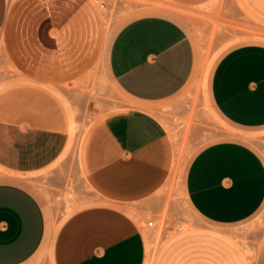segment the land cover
<instances>
[{"label": "crops", "instance_id": "0c3cea01", "mask_svg": "<svg viewBox=\"0 0 264 264\" xmlns=\"http://www.w3.org/2000/svg\"><path fill=\"white\" fill-rule=\"evenodd\" d=\"M231 2L264 31V0ZM106 19L99 0H0L5 58L23 77L63 85L104 59L135 103L91 131L86 183L92 199L59 228L32 189L0 182V264H25L45 248H51L53 264L146 263V216L158 208V192L177 161L173 114L189 115L174 99L196 73L197 52L186 26L169 15L133 17L114 35L108 34ZM209 91L217 112L232 125L264 127V41L227 50ZM165 105L170 113H160ZM17 121L0 118L5 167L35 172L59 159L69 140L65 130ZM185 189L192 208L210 225L183 228L161 245L151 264H252L227 227L264 211L263 153L238 138L211 141L192 157Z\"/></svg>", "mask_w": 264, "mask_h": 264}, {"label": "rangeland", "instance_id": "374dc122", "mask_svg": "<svg viewBox=\"0 0 264 264\" xmlns=\"http://www.w3.org/2000/svg\"><path fill=\"white\" fill-rule=\"evenodd\" d=\"M99 1L106 12L109 35L133 17L162 13L186 26L197 52L196 73L174 99L179 109L189 108L188 117L173 114L176 126L172 135L181 160L177 157L180 162L176 161L170 180L158 192V208L146 216L147 221H154L144 229L147 250L154 257L161 245L183 228L210 225L192 208L185 189L187 167L202 146L221 138H238L264 155V127L245 129L232 125L217 112L209 91L213 70L222 55L238 44L264 41V31L244 19L231 0ZM134 104L116 84L104 59L70 83L41 85L23 77L7 62L0 39V118L61 129L69 135L59 159L39 171L18 172L0 162V182L16 181L32 189L59 228L92 199V189L86 183V149L91 131L108 115L126 111ZM169 106L165 105L160 113H170ZM70 125L74 126L73 134ZM197 125L205 129L198 131ZM227 228L245 245L252 264H264V211ZM25 264H53L51 248L42 249Z\"/></svg>", "mask_w": 264, "mask_h": 264}, {"label": "bare ground", "instance_id": "6f19581e", "mask_svg": "<svg viewBox=\"0 0 264 264\" xmlns=\"http://www.w3.org/2000/svg\"><path fill=\"white\" fill-rule=\"evenodd\" d=\"M207 76V75H206ZM73 132H74V126H72V134H73ZM177 150V149H176ZM178 157V155L176 156V158ZM176 158H175V161H176ZM180 160H181V158L180 157H178ZM179 159H177L178 161H179ZM180 162V161H179ZM179 162H177V163H179ZM175 164V163H174ZM176 165V164H175ZM175 165H174V167H175ZM176 168V167H175ZM174 168V169H175ZM179 169V168H178ZM176 171H177V169H176ZM172 173H174V171H172ZM141 222V221H140ZM147 234V233H146ZM152 259H153V253L150 251V249L148 248V257H147V260H146V263L145 264H151V262H152Z\"/></svg>", "mask_w": 264, "mask_h": 264}, {"label": "built area", "instance_id": "2783aa9c", "mask_svg": "<svg viewBox=\"0 0 264 264\" xmlns=\"http://www.w3.org/2000/svg\"><path fill=\"white\" fill-rule=\"evenodd\" d=\"M153 223H154L153 220H149V221H148V224H149V225H153Z\"/></svg>", "mask_w": 264, "mask_h": 264}]
</instances>
